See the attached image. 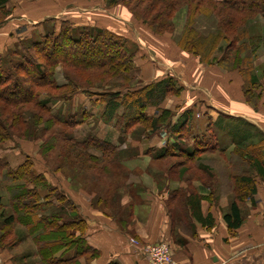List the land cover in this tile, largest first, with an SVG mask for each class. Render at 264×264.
Here are the masks:
<instances>
[{"label": "trees", "instance_id": "obj_1", "mask_svg": "<svg viewBox=\"0 0 264 264\" xmlns=\"http://www.w3.org/2000/svg\"><path fill=\"white\" fill-rule=\"evenodd\" d=\"M105 1L108 7H115L121 5L125 0ZM131 3L139 9L142 8L141 17L145 18L144 22H147L155 33L171 30L174 15L182 6H186L188 22L178 41L181 50L199 58L200 63L207 66H219L226 69L225 65H228L229 71H242L243 69L254 71L257 54L264 47V37L252 33L249 30V23L257 16L264 18V0H129V5ZM202 3H207L208 6L203 9ZM6 4L7 0H0V11L3 12L4 18L10 15ZM198 15L216 19L212 32L203 35L194 28ZM51 21L54 23L55 19ZM27 45L29 46L22 45L24 54L22 61L12 62L5 67L3 57L0 58V144L12 137V131L16 129L23 131L22 128L28 124V121L19 108L21 105L31 104L38 112L48 116L47 121L50 126L58 125L72 132L71 145L59 149L57 169L64 171L71 168L73 174L77 176L87 172L92 178L90 186L96 187V183L101 181L100 176L102 175L100 174L110 168L119 169V166L107 159L121 145L103 137L98 130L92 133L88 132L80 139L77 137L75 129L84 124V121L75 118L67 119L53 112L50 105L70 102L81 89L70 72H65L68 79L66 85L57 83L54 72L56 68L62 67L68 71L73 69L79 73L88 71L89 76L100 71H106V74L111 73L114 76H120L122 73L125 75L134 63L135 51L130 50L124 38L118 34L97 26H77L67 20L61 21L59 27L53 26L51 32L42 35L40 41H33ZM216 52L221 54L218 60ZM124 78L130 79L129 76H124ZM250 82V85H256L258 83L257 76L251 77ZM182 90L183 88L174 78L166 77L125 95L121 93L101 95L94 104L103 106L99 116L102 124L113 128L119 134H125L136 124L147 127L151 137L166 129L167 131H164L168 137L166 145L157 151L152 148L145 152L147 156L152 157L150 151L153 150L151 151L154 155L152 158H156L154 160L157 162H162L165 158H174L177 155H185L192 161L202 153H225V149H219L217 145L211 147L209 140L198 139L195 135H193L194 141L191 144L193 146L188 149L184 148L187 147L183 144L186 143L184 131L190 135L193 134V112L186 111L176 122H173L170 110H158L169 95L180 96ZM245 93L250 94V89H246ZM87 94L89 97L94 96V93ZM247 99L248 102H251L249 98ZM151 108H156L159 111H156L158 114H149L148 110ZM84 116L86 113L82 112V117ZM33 121L37 123L41 121V117L35 113ZM225 121L226 119L219 118L216 122L210 123L206 130L211 133L214 127H217L219 133H229L236 140L232 152L240 162L239 169H241V165L248 166L255 174V177L239 175L234 179L237 192L234 189V201L230 204L229 212L224 215V221L229 229L235 230L242 224V211L239 204L247 198H252V195L256 193L257 178L264 181V157L260 154L264 149V137H260L259 143L248 146L250 150L244 153L242 145L255 137L249 130H254L253 127L244 121L235 119ZM231 122H238L242 127L245 125L246 130L240 131L235 127L227 128L231 126ZM56 141L59 142V139H54L53 147L47 146L46 150L57 147ZM251 146L253 147L250 148ZM137 156H139L137 153L128 156L121 152L115 159L123 160ZM202 168L205 170V167ZM0 169L1 171L5 170L8 177L16 180L26 177L25 188L14 198L12 203L16 212H20L17 210L23 208L24 214L18 218L11 215L1 220L4 214L0 213L2 222L0 226L1 228L11 227L16 221L25 226L37 247L38 264H78L80 257H84L89 263L98 257L99 253L92 249L86 241L87 223L80 216L78 207L61 193L53 195L55 190L52 193H46L44 198L41 197L39 186L34 182L40 180L44 184L45 177L34 170L33 162L29 158L15 169L0 158ZM181 172L185 171L181 170ZM28 185L30 186L28 187ZM28 198L31 201L36 198V201L32 202L38 206L50 205L57 211L53 213L47 211L48 215L44 214L39 217L35 213L37 205L29 203ZM178 198V195L174 194L169 198V201L176 202ZM202 198L199 192H193L180 200L181 203H184L185 214L191 219L188 229L193 227L192 220L202 227L214 225L211 215L206 217L203 215ZM41 199L46 201L39 203ZM98 201L101 202V200ZM111 202L113 206H116L115 208H118L115 210V214L110 216L117 226L121 228L132 224L135 203L129 205L125 210L119 206V202L115 204L116 199H112ZM1 203L0 196V205ZM109 203L110 201L105 199L103 204L109 205ZM168 213L176 226L171 211ZM7 237V233L4 232L2 238L0 237V243ZM18 245L17 242H10L2 249L13 251ZM72 249L75 250L73 258L64 259V254Z\"/></svg>", "mask_w": 264, "mask_h": 264}, {"label": "rangeland", "instance_id": "obj_2", "mask_svg": "<svg viewBox=\"0 0 264 264\" xmlns=\"http://www.w3.org/2000/svg\"><path fill=\"white\" fill-rule=\"evenodd\" d=\"M8 3L10 7L6 6V8L10 12V15L4 18L3 12L0 11V28L22 14L19 12V10L22 9L21 4L25 9H28V7H37L45 3H54L57 6L54 12L59 15V19L63 17H73L72 21L75 22L74 24H78V17L82 15L90 16L89 20H91V22H89V24L92 25L86 26H97L113 33H119L118 36L124 38L127 47L135 51L134 63H132L130 71L125 75L122 73L120 76H114L111 73L106 74V71H100L94 72V75L89 76L88 71L79 73L73 69L68 71L62 67L56 68L54 72V77L59 85H66L68 83L65 72H70L80 86L81 91L79 90L73 100L68 103L60 102L50 105L53 112L67 119H82L84 124H81L75 129V133L80 139L88 132L92 133L98 130L102 133L101 135L103 137L105 136L113 143L121 145V147L107 159L114 165L119 166V169L114 168L113 170L110 168L106 172L104 171L103 174H100L102 175L100 176L101 181L96 183V187L90 186L92 178L87 172L77 176L73 174L71 168L68 170L65 169L64 171H59L57 169L59 164V149L63 146L71 145L70 138L72 132L58 125L50 126L47 121L48 116L40 111L38 112L31 104L20 106L21 108H19V110L24 113L28 124L22 128L23 131H18L17 129L12 131V137L0 144V158L7 161L13 169L17 168L29 158L33 162L34 170L45 177L44 184L40 180H35L34 182L39 186L38 189L41 197L44 198L46 193H52V191L55 190L53 195L57 193L65 195L67 199H70L72 203L78 207L79 214L81 213L79 210L82 206L81 202H84L88 204L89 208L97 210L111 219L115 214V210L118 209L115 208L116 206H113L111 202L112 199H116L115 204L119 202V206L127 210L126 208L129 205L140 201L141 198L148 193H152L153 196L164 195L166 207L168 211H171L175 225L186 229L189 227L191 219L185 214L184 203L180 202L183 197L193 192H199L203 197L202 207L205 205L207 206V202L212 199L211 202L214 201L213 204H215L216 207L218 206L219 212L223 214L224 210H222V205H230L234 201V189L235 192H237L234 179L239 175L255 177V174L248 166L241 165L242 167L239 169L240 162L233 155V150L225 153H202L198 158L196 157L192 161L185 155H177L174 158H165L164 161L157 162L154 160L156 158H152L154 157L153 153H151L153 150L150 151L152 157L147 156L144 151H146L147 147L150 145L159 144V148H153L155 151L166 145L165 140H162L160 136L162 131L151 137L147 127L136 124L125 134H119L117 132L115 137H112L110 127L104 126L99 119L103 106H96L94 104V102L99 100V96H106L111 93H121L125 95L129 92L138 91L150 84L158 82L165 74L177 78L179 80H176L178 85L182 84L187 89L185 93H183V88L180 96H175L173 94L169 95L158 108V110H170L173 122L180 118L182 108L190 103V100L195 99L196 95L203 99L208 97L210 99V105L213 107L217 105L219 108H225L221 94L222 84L217 86V90H215L214 93L209 91L207 86L208 80L206 78V72L209 71L208 66L199 64V58L184 52L178 46V41L188 22L186 6H182L174 15L171 30L155 33L148 26L147 22H144L145 18L141 17L142 8L139 9V7H136L133 3L129 5V0H125L121 5L115 7H108L105 0H7V4ZM207 6V3H202L203 9ZM101 16L103 18L102 21L106 23L111 21V25H108L110 24L108 23L106 24L108 27L100 26L105 23L101 22ZM46 20L47 22L43 24V27L34 31L33 37L14 43V46L9 49L5 56L6 58H3L5 67L12 62L16 63L23 60L24 54L22 45L29 46L27 44L30 42L40 41L42 35L46 32H51L53 26L59 27L61 22V20H55L53 23L51 20L54 19ZM215 23L216 19L214 17L198 15L194 28L203 35H207L214 30ZM249 30L253 33L264 35V18L262 16H257L250 20ZM122 34L124 36H122ZM216 56L218 60L221 54L216 52ZM260 58H264V47L257 54L253 72L247 69H243L242 71H229L230 67L228 65H225L226 69L221 68L224 74L232 72L231 74L237 78V82L234 80V82H230L233 88L232 92L235 96L243 94L248 88L250 89V94L247 95L244 93V95L246 98L250 99V103L252 104L256 102L259 93L264 94V73L257 72L255 69L256 62ZM236 73H238L241 78L237 76ZM124 76H129L130 79L127 80ZM253 76H257L258 78V83L254 86L249 84ZM261 79L263 80V84H260ZM190 90L193 92V94L191 93L192 96L189 93ZM87 93H94V96L89 97ZM158 110L156 109V111ZM82 112H85L86 116L82 117ZM158 112H156V115ZM35 113L41 117V121L37 123L33 121V115ZM196 113H199V116H196L194 113L192 117L193 134L191 133L190 135L187 131L183 133L186 138V143L183 144L187 146H183L184 148L188 149V147L193 146L191 145L194 141L193 135L198 139L203 138L206 139V141L209 140L208 142H210L211 147L217 145L219 149L225 148V146L228 145L232 146L236 143V140H234L229 133H219L216 129L217 127H214L213 132L208 133L204 123L202 122L203 124H200V120H204L202 119L201 110ZM234 127L240 131L246 130V126L244 125L242 127L238 122H231V126L227 128ZM249 130L255 132L252 129ZM164 131L167 130L165 129L163 132ZM197 133L199 134L198 136H196ZM259 137L260 135L257 134V138L246 141V143L242 145L243 152L246 153V151H249L250 149L248 146L256 144L260 140ZM54 139H59V142L56 141L57 147L46 150L47 146L53 147L54 144L52 141ZM231 146L230 148L232 149ZM252 147L253 146L250 148ZM121 152L128 156L137 153L139 156L123 160L115 159ZM260 154L264 157V149ZM226 163H231V167H226ZM202 167H205V170ZM181 170L185 172H181ZM25 185L26 177L22 180H16L8 177L6 171H1L0 169V196L2 202L0 205V213L4 214L1 220L11 215L18 218L21 214H24L23 212L25 211L23 208L17 210L20 212H16L14 207H12V203L14 198L25 188ZM204 185L209 187L206 188ZM29 186L30 185H28V187ZM210 191H212L213 194H209L211 193ZM229 193L231 195L230 199L228 202L226 200L224 201L223 196L226 194L229 195ZM174 194L178 195L179 198L176 202H170L169 198ZM105 199H108L111 204L104 205ZM98 200H101V202ZM27 201L29 203H35L32 201H36V198H33L32 201L28 198ZM44 201L46 200L41 199L39 203H44ZM61 204L63 205L64 203ZM35 205L37 204L35 203ZM35 211V213L41 217L44 214L48 215L47 211L48 213H53L57 211V209L45 204L43 206L37 205ZM1 220L0 223H2ZM111 220L114 221L113 219ZM117 227L124 231L127 229V226L121 228L119 226ZM0 229L1 238L4 232L8 235V237L4 238L0 243V250H3L2 247L10 242H17L18 244L26 242V244L15 253H18L17 255L22 253L21 255H23L25 252L29 254L33 252L36 255L37 247L31 235L28 234L26 227L20 222L16 221L11 227L5 228L4 226V228H1L0 226ZM30 243L33 245L31 244L32 246H29ZM6 251L10 252L8 250Z\"/></svg>", "mask_w": 264, "mask_h": 264}, {"label": "crops", "instance_id": "obj_3", "mask_svg": "<svg viewBox=\"0 0 264 264\" xmlns=\"http://www.w3.org/2000/svg\"><path fill=\"white\" fill-rule=\"evenodd\" d=\"M6 6L10 7L9 3ZM21 7L22 9L19 12L22 14L0 28V58L7 55L14 43L33 37L34 31L43 27V24L47 21L46 19L67 20L73 24L75 23L72 21L73 17L59 19V15L54 12L57 8L54 3H45L37 7H28V9H25L21 4ZM89 19L90 16L82 15L78 17L77 21L79 23L75 25H92L89 24L91 22ZM102 20L101 16V22H105ZM106 24L111 25V21L100 26L108 27ZM122 36L124 35L122 34ZM199 64L201 63L199 62ZM208 68L206 78L209 91L214 93L217 86L222 84L221 94L225 108H219L217 105L214 108L210 105L208 97L203 99L196 95L195 99L190 100V103L182 108L180 116L189 110L193 112V115L195 113L196 116H199V113L196 112L201 110L202 119L204 120H200V124L204 123L206 127L219 118L235 119L251 125L255 131L252 132L254 138H257V134L264 137V94L259 93L256 102L252 104L248 102L244 95L245 91L243 94L236 96L232 92L233 88L230 82L233 80L237 82V78L231 74L232 72L224 74L219 66H208ZM255 69L257 72L264 73V58L257 60ZM236 75L241 78L238 73ZM166 77H172L179 81L168 74H165L160 80ZM260 84H263L262 79ZM179 85L184 88L183 93H185L187 89L184 85ZM190 91L189 93L193 94ZM148 112L151 115H156V108H151ZM110 132L112 137H115L117 132L113 128H110ZM160 136L166 142L168 138L166 133L162 131ZM158 145H150L146 151L156 148ZM230 146H225L223 150L231 152L235 146L232 145V149ZM226 167L230 168V163H226ZM230 196V193L229 195L226 194L223 196V200L228 202ZM165 201L164 195L153 196L152 193H148L143 196L140 201L135 203L132 224L125 231L119 229L110 218L97 210L89 208L87 203L81 202L80 216L87 223L86 241L99 254L97 258L89 263L84 257H80L78 258V264H146L147 259L142 251L143 246L162 241L171 245L175 259L180 264H264V181L257 178L256 193L252 195V198H247L239 204L242 211V224L235 230L229 229L224 221V215L229 212V204L222 205V210H224L222 214L219 212L218 206L216 207L213 204L214 201L211 202L212 199H210L207 206L202 207V212L204 217L212 216L214 225L212 227H202L192 220L193 227L184 229L174 226ZM132 238L136 239L140 245L133 246L130 243ZM25 244L26 242L20 243L10 252L0 250V264H38L39 258L33 252L30 254L25 252L23 255H21L22 253L20 255L15 253ZM31 244L29 246L33 245ZM74 253V249L65 253L64 259L73 258Z\"/></svg>", "mask_w": 264, "mask_h": 264}, {"label": "built area", "instance_id": "obj_4", "mask_svg": "<svg viewBox=\"0 0 264 264\" xmlns=\"http://www.w3.org/2000/svg\"><path fill=\"white\" fill-rule=\"evenodd\" d=\"M130 243L133 246H139L140 243L132 238ZM142 251L147 259L146 264H180L173 254L171 245L162 241L156 244L143 246Z\"/></svg>", "mask_w": 264, "mask_h": 264}]
</instances>
